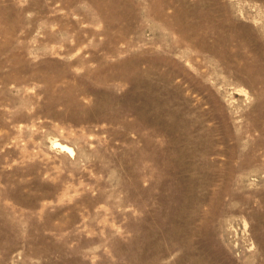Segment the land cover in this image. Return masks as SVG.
Masks as SVG:
<instances>
[{"label": "rangeland", "instance_id": "374dc122", "mask_svg": "<svg viewBox=\"0 0 264 264\" xmlns=\"http://www.w3.org/2000/svg\"><path fill=\"white\" fill-rule=\"evenodd\" d=\"M0 264H264V0H0Z\"/></svg>", "mask_w": 264, "mask_h": 264}, {"label": "bare ground", "instance_id": "6f19581e", "mask_svg": "<svg viewBox=\"0 0 264 264\" xmlns=\"http://www.w3.org/2000/svg\"><path fill=\"white\" fill-rule=\"evenodd\" d=\"M246 39H247V38H245L244 41H246ZM244 43H248V42L246 41V42H244ZM244 43H243V44H244ZM60 146H62V145H60ZM62 148H65L66 150L70 151V149H69L68 147L64 146V145L62 146Z\"/></svg>", "mask_w": 264, "mask_h": 264}]
</instances>
